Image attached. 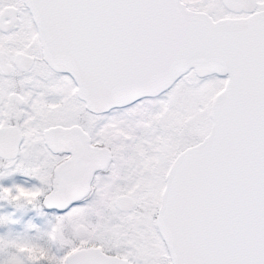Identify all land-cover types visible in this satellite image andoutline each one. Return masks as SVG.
I'll use <instances>...</instances> for the list:
<instances>
[{"label": "snow or ice", "instance_id": "6c2138e0", "mask_svg": "<svg viewBox=\"0 0 264 264\" xmlns=\"http://www.w3.org/2000/svg\"><path fill=\"white\" fill-rule=\"evenodd\" d=\"M4 206L0 264H264V0H0Z\"/></svg>", "mask_w": 264, "mask_h": 264}, {"label": "rangeland", "instance_id": "374dc122", "mask_svg": "<svg viewBox=\"0 0 264 264\" xmlns=\"http://www.w3.org/2000/svg\"><path fill=\"white\" fill-rule=\"evenodd\" d=\"M1 208L5 209L8 213H13V219L17 220L18 222L7 226H0V232H4L8 228H12L15 231H22L29 219H31L36 224H43L42 218L37 216L34 211L21 213L19 211H15L11 206L0 207V209Z\"/></svg>", "mask_w": 264, "mask_h": 264}, {"label": "flooded vegetation", "instance_id": "af4514ba", "mask_svg": "<svg viewBox=\"0 0 264 264\" xmlns=\"http://www.w3.org/2000/svg\"><path fill=\"white\" fill-rule=\"evenodd\" d=\"M11 181L10 180H6L4 181V183H10ZM45 211H49L48 209H45ZM4 212H7L5 209H0V213H4Z\"/></svg>", "mask_w": 264, "mask_h": 264}]
</instances>
